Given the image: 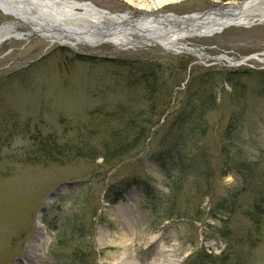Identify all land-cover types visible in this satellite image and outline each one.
<instances>
[{
    "label": "rangeland",
    "instance_id": "374dc122",
    "mask_svg": "<svg viewBox=\"0 0 264 264\" xmlns=\"http://www.w3.org/2000/svg\"><path fill=\"white\" fill-rule=\"evenodd\" d=\"M76 1L136 17L240 0ZM13 19L0 10V26ZM182 42L208 58L33 34L0 43V264L31 243L38 264H108L113 234L135 260L163 249L173 264H264V202L250 208L264 195V22ZM187 112L186 144L163 170L153 157L167 158Z\"/></svg>",
    "mask_w": 264,
    "mask_h": 264
},
{
    "label": "bare ground",
    "instance_id": "6f19581e",
    "mask_svg": "<svg viewBox=\"0 0 264 264\" xmlns=\"http://www.w3.org/2000/svg\"><path fill=\"white\" fill-rule=\"evenodd\" d=\"M138 5L140 0H125ZM165 0H155L160 6ZM166 0L164 5H169ZM0 10L14 17L0 26V43L14 39H23L25 35H37L49 45L59 44L75 50L80 47H96L109 43L118 50L159 46L170 53H189L198 58H208L199 53V49L190 47L182 41L188 38L207 37L218 31L220 26H250L264 22V0L226 1L219 7L200 12L177 15L174 13L139 12L136 17L129 11L111 13L100 9L90 2L76 0H0ZM131 14V12H130ZM231 24V25H230ZM26 26L25 32H19L17 26ZM198 55V56H197ZM216 60L232 62L227 56H215ZM124 229L128 235L130 217L121 214ZM125 234V235H126ZM141 235V232H138ZM116 239V240H115ZM110 247L115 250L113 261L108 264H173L163 249L144 261L135 260L131 254L129 239H118ZM152 244L146 246L149 249ZM35 245L28 246L19 264H38ZM143 259V258H141Z\"/></svg>",
    "mask_w": 264,
    "mask_h": 264
},
{
    "label": "trees",
    "instance_id": "16d2710c",
    "mask_svg": "<svg viewBox=\"0 0 264 264\" xmlns=\"http://www.w3.org/2000/svg\"><path fill=\"white\" fill-rule=\"evenodd\" d=\"M202 106H203V103H201L200 105H199V107H198V110H200L199 112L200 113H204V111H203V109H202ZM184 111H185V109H183ZM202 110V111H201ZM186 112V111H185ZM182 114H184V112L182 113ZM186 115H181V117H180V119L179 120H177V118L175 117V119L173 120V125H172V130H174L175 131V136H176V134H177V138L174 136V135H170V132L172 131H169L168 133H167V136H166V139L164 140V145H165V147H166V150H165V152H164V155L165 156H167V158L166 157H162V158H159V157H153V160H155L156 162H159V165H160V167L163 169V170H165L166 169V165L168 164L166 161H167V159H172V157H173V153L177 150V149H179V148H183L184 146H185V144H186V142H185V138H186V136H187V133H185L184 131V129H185V125H187V116H188V114H190V112H187V113H185ZM179 115V114H178ZM200 116V115H199ZM197 117V116H196ZM199 119L200 118H202V116L201 117H198ZM192 122H193V117H192ZM193 125L195 126V129L196 128H200V126L198 125V124H195L194 122H193ZM50 143V150H52V146H53V143H52V141L51 142H49ZM263 194H264V191H263ZM118 196H120V195H117V197ZM146 196H147V198H148V200H150L151 201V203H152V207H153V209L154 210H157V206L158 205H156V203L154 202V196L150 193V192H148V193H146ZM257 199H259L260 200V204L258 203V201L255 199L254 200V204L252 203L251 204V207L250 208H254L255 209V211H256V213L257 214H261V211H262V203L264 202L263 201V199H264V195H262V194H259L258 195V198ZM175 207H173L172 206V209H174ZM176 210V209H175ZM169 211H171V209H168V210H166L165 211V215H164V217L165 218H167V219H169L170 218V216L171 215H169ZM247 215H249V216H251V215H254V214H252L251 212H250V210H248L247 211ZM81 229H83V227H79V230H81ZM73 230H75V229H73Z\"/></svg>",
    "mask_w": 264,
    "mask_h": 264
},
{
    "label": "water",
    "instance_id": "95a60500",
    "mask_svg": "<svg viewBox=\"0 0 264 264\" xmlns=\"http://www.w3.org/2000/svg\"><path fill=\"white\" fill-rule=\"evenodd\" d=\"M224 25H226V26H220L218 31H214V32H212V33H213V34H214V33H219V32H221L224 28L228 27V26H227L228 23H227V24H224ZM230 25H231V24H230ZM213 34H210V35H213ZM196 49H197V48H196ZM198 54H200V55H202V56H205V54H204L203 52H201V51H199ZM197 56H198V55H197Z\"/></svg>",
    "mask_w": 264,
    "mask_h": 264
}]
</instances>
